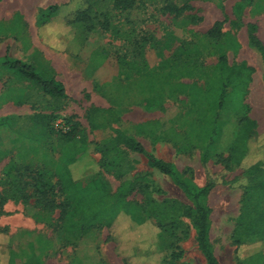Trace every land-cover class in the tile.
Segmentation results:
<instances>
[{
    "label": "rangeland",
    "instance_id": "rangeland-1",
    "mask_svg": "<svg viewBox=\"0 0 264 264\" xmlns=\"http://www.w3.org/2000/svg\"><path fill=\"white\" fill-rule=\"evenodd\" d=\"M83 1L71 0L72 9L83 6ZM88 1L94 5L92 30L77 26L66 29V46L51 44L56 51L53 62L38 51L21 60L38 69L52 68L64 84L67 97L47 96L29 82L18 80L11 70L7 72L9 97L5 96L4 107L0 103V193L5 200L0 205V230L5 231L0 233V264H8L10 251L19 260L35 264H161L163 254L157 247L144 253L143 258L125 261V257L140 252L134 233L118 232L116 240H111L104 226L84 233L85 243L67 250L59 241L61 232L68 228L78 231L79 217L71 208L63 219L60 208L43 209L31 186L19 191V186L33 178L24 167L46 174L53 183L57 181L65 163L56 133L75 131L89 143L88 160L99 165L94 177L110 195L126 187L135 216H144L143 208L150 211L149 199H173L192 206L169 177L149 168L144 155L117 144L115 130L134 138L158 158L174 163L200 187L209 177L215 179L207 205L211 210L210 240L220 264H264V240L252 241L248 231L240 227L245 204L248 219L258 213L257 205L264 210V198L247 199L246 176L247 168L264 158V146L259 139L253 141L242 167L226 171L225 159L239 118L222 110L226 119L223 135L207 149L210 159L204 165L201 157L208 146L200 140V127L209 119L213 121L212 113L206 102L195 104L188 94L170 86L196 83L205 90L208 73L225 52L229 64L244 62L254 69L243 112L256 121L258 134H264V57L260 46L252 41L256 36L264 46V0H136L128 10L113 9L109 4L102 13L98 0ZM167 5L185 8V12L169 13L164 10ZM103 13L108 15V31L103 28ZM217 22L223 35L210 37L208 32ZM22 53L19 47L16 56L22 57ZM91 108L104 111L90 115ZM15 115L20 116L17 119ZM38 116L48 119L37 120ZM111 142L116 147L103 158L101 149ZM5 155L9 156L8 164L3 168ZM140 172H147L146 179L132 186L131 178ZM121 174L125 177L119 178ZM87 180L79 186L84 187ZM24 194L27 200L21 198ZM62 201L58 193L56 202ZM179 215L176 237L163 243L168 261L172 252H178L181 255L175 264H207L191 220ZM45 228L53 229V233L44 234L53 244L23 233L24 229ZM147 231L157 241L159 228L153 219ZM72 236L78 240L79 234Z\"/></svg>",
    "mask_w": 264,
    "mask_h": 264
},
{
    "label": "trees",
    "instance_id": "trees-1",
    "mask_svg": "<svg viewBox=\"0 0 264 264\" xmlns=\"http://www.w3.org/2000/svg\"><path fill=\"white\" fill-rule=\"evenodd\" d=\"M136 0H98L97 6L101 13L112 4L113 9L128 10L135 6ZM72 4L63 6H51L42 12L38 19V28L41 38L51 44H59L65 47L68 40H65L63 32L73 26L80 27L85 30H92L94 26L90 24L91 14L94 5L88 0L83 1V6L74 7ZM169 13L180 15L185 12V8H178L174 5H167L164 8ZM106 17L103 22L104 30H109V21L107 13H103ZM252 33L255 28L252 27ZM210 37H221V24L215 23L208 32ZM253 43L260 46V50L264 57V46L258 41L256 36H252ZM5 66L11 70L18 80L29 82L39 91L52 98L67 97L64 84L59 81L52 68H36L21 60L7 58ZM254 69L246 63L236 65L229 64L228 56L222 52L219 56L217 64L208 73V82L206 89L198 86L196 83L185 84L178 83L171 85V88L177 92L188 94L193 103L200 101L208 104L209 111L212 113L213 121H205L201 127V138L203 143H207L206 152L202 155L201 160L207 165L210 159L208 148L215 144L223 135V127L226 124L225 116L220 111H227L229 116L237 115L239 118L235 138L229 149V156L225 159L227 162L226 171H232L240 168L246 158L249 157L250 144L259 139L264 146V134L259 135L256 131L257 123L247 114L243 112L246 109L244 104V96L246 95L251 76ZM237 108L240 110L237 111ZM103 109L91 108L89 114L102 112ZM43 119L47 121L48 117L38 116L37 120ZM90 120V116H89ZM47 125V122H44ZM91 126L96 127L91 121ZM116 143L126 147L128 150L142 154L148 161L151 169L157 170L160 174L169 177L172 182L178 186L192 203V206L181 204L177 200L164 199L162 201L153 200L149 203L152 205L150 211L143 208L144 216L137 217L133 214L132 204L127 199V188L120 187L115 195L108 194L102 183L94 176L98 174L97 163L90 162V146L89 143L78 137L73 131L67 134L56 133L60 145L61 156L64 159V167L57 176V181L47 180L46 174L42 172L31 171L28 167H24L25 171L33 175L32 181L19 186V191L23 192L28 186L33 187L34 194L37 197V203L43 209L53 210L60 208V218L63 219L67 213V208H71L73 213L79 217L83 234L96 227H106L109 233V239L116 240L118 232L124 233L132 231L136 237V244L140 248V252L135 255H129L124 258L125 261L133 259V257L143 258V254L153 247H157L159 252L163 254L161 264H175L180 258L181 253L172 252L170 261H168L167 253L163 243L165 240H174L176 237L174 230L180 225L178 220L181 213L192 222L195 231V239L199 250L204 255L207 264H220L215 255L214 247L210 240L211 224L209 221L211 210L207 205V199L210 192L216 184V180L209 177L205 186H198L192 178H189L178 167L164 159L158 158L149 152L140 142L126 135L124 132L115 130ZM115 146L114 142L109 143L101 149L102 156L108 154ZM116 147V146H115ZM99 166V165H98ZM248 182L247 199L256 198L257 200L264 198V158L256 160L246 170ZM21 178V176H19ZM119 178L125 177L123 174ZM147 172H140L131 178L132 186L139 181L146 179ZM18 178V179H20ZM84 187L79 184L85 179ZM16 179L14 180V182ZM58 193L63 197V201L56 202ZM23 200H27V195H22ZM5 200L1 198L0 205ZM258 213L251 219H248V206L245 204L244 210L240 215V227L247 230L252 241L258 239L264 240V210L260 211V205L256 207ZM145 217V218H144ZM153 219L156 227L159 228L157 241L147 232L148 222ZM127 227V228H123ZM5 231L0 230V233ZM120 242V241H119ZM175 243L171 242V246ZM264 258V256H263ZM8 264H35L31 261H22L18 257L9 252ZM39 264V263H36Z\"/></svg>",
    "mask_w": 264,
    "mask_h": 264
},
{
    "label": "crops",
    "instance_id": "crops-1",
    "mask_svg": "<svg viewBox=\"0 0 264 264\" xmlns=\"http://www.w3.org/2000/svg\"><path fill=\"white\" fill-rule=\"evenodd\" d=\"M70 2L71 0H0V103L3 104V107L7 99L5 96H8L6 95L8 94L6 76L9 69L5 66L6 59L15 58L25 60L28 54L38 51L44 53L45 58L53 62L55 58L54 52L56 51L51 45L48 46L49 44L40 37L38 19L41 13L46 11L49 7L55 5H68ZM19 47L23 52L22 57L16 56ZM3 116L6 117V115ZM19 116L20 115H15L17 119ZM7 156L8 155H5L3 158V161L6 162H3L5 163L3 168H6L8 164V160H6ZM67 224L70 225V222ZM48 231L53 233V229L49 230L48 228L43 230L24 229L23 233L27 236H33L44 242L53 244L52 239L50 240L44 237L45 232ZM78 234V240H75L72 235ZM86 239L87 236L83 234L81 228H79L78 231L74 228H68V230L64 229L63 232H61L59 241L62 245L67 246V250L70 248L73 250L75 244L78 243L82 245L85 243ZM72 254L74 256L73 252Z\"/></svg>",
    "mask_w": 264,
    "mask_h": 264
}]
</instances>
